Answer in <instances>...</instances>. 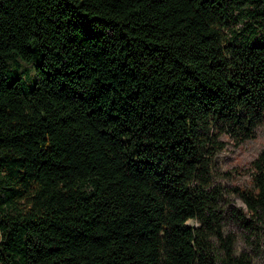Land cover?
I'll use <instances>...</instances> for the list:
<instances>
[{"label":"trees","instance_id":"obj_1","mask_svg":"<svg viewBox=\"0 0 264 264\" xmlns=\"http://www.w3.org/2000/svg\"><path fill=\"white\" fill-rule=\"evenodd\" d=\"M262 124L264 0H0V264H255L264 148L214 166Z\"/></svg>","mask_w":264,"mask_h":264},{"label":"rangeland","instance_id":"obj_2","mask_svg":"<svg viewBox=\"0 0 264 264\" xmlns=\"http://www.w3.org/2000/svg\"><path fill=\"white\" fill-rule=\"evenodd\" d=\"M19 63V65L15 66L16 75H23L24 78H26L28 72H31L32 76L36 78V57H34L33 60L20 58ZM34 81L35 80H32L31 82L34 83ZM30 88L31 86L28 87V89ZM221 138L226 142V146L216 157L214 166L216 183L222 184L226 189L250 184L251 175L249 173V167L251 161L257 157L264 148V124L257 127L256 136L254 138L245 140L241 143L227 134H223ZM225 198L227 200H225L224 204L227 206H233L237 209L246 211V205L239 195L228 190L225 193ZM188 223L194 224L196 221L191 219ZM226 228L237 235V242L235 245L237 253L246 251L252 256L255 264H264V257L260 254L261 249H259V246H262V251H264V230L261 233L263 238L252 237L251 239H247L245 230L236 223H233L229 218L227 219ZM252 242H254V245Z\"/></svg>","mask_w":264,"mask_h":264}]
</instances>
